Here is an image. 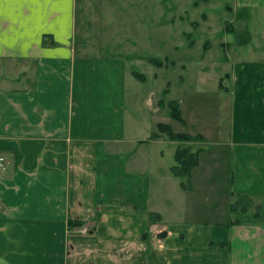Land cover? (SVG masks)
I'll list each match as a JSON object with an SVG mask.
<instances>
[{
	"label": "crops",
	"instance_id": "obj_1",
	"mask_svg": "<svg viewBox=\"0 0 264 264\" xmlns=\"http://www.w3.org/2000/svg\"><path fill=\"white\" fill-rule=\"evenodd\" d=\"M142 1L0 0V154L8 161L0 264H264V0H223L233 17L225 20L232 31H221L233 40L218 43L223 69L212 91L228 115L224 129L215 121L209 140L174 99L185 133L206 143L193 189L216 196L224 188V200L233 198L226 205L255 209H231L212 225L166 221L161 237L151 214L165 219L149 207L148 147L162 137L148 132L156 96L145 99L147 113L137 111L147 77L136 78L125 59L144 56L130 33L142 26ZM194 26L212 35L208 22Z\"/></svg>",
	"mask_w": 264,
	"mask_h": 264
},
{
	"label": "rangeland",
	"instance_id": "obj_2",
	"mask_svg": "<svg viewBox=\"0 0 264 264\" xmlns=\"http://www.w3.org/2000/svg\"><path fill=\"white\" fill-rule=\"evenodd\" d=\"M138 4L141 3L138 2ZM142 4L145 5L142 26L136 27L130 33L136 40L135 50L144 56L137 54L128 58L123 56L126 57L131 68L144 73L147 77L145 87L149 88L136 89L134 101L137 111L143 114L148 112L144 101L152 92V97L156 96L153 100L158 109L156 114L152 115L150 121L152 128L148 132L156 130L153 121L168 123L174 132H186L183 124L170 116L169 109L165 105L167 99L179 98L183 116L187 122L193 125V129H202L211 140L212 137L209 134L214 131V122L219 120L218 122L223 124L221 128L224 129L225 120L226 122L228 120L225 111H219L216 108L217 95L212 90L213 86L216 88V72L223 69V46L218 43L233 40L230 33L221 31L222 26L225 25L226 19L230 20L233 17V14L224 9L223 0H143ZM203 20L212 26L211 36L207 34L209 29H198L194 26L195 23L200 24ZM190 31L193 33H187L189 40L186 44L191 46L187 47L183 44L186 40L183 32ZM207 37L213 43L212 47ZM209 47L211 49L207 52ZM147 57L161 59L164 61L163 65L167 67L158 68L149 63ZM140 58L143 61H137ZM135 61L137 62L134 66ZM183 64L184 67H182ZM10 65L15 66L13 63ZM218 65L220 68L217 67ZM204 66L208 68L205 69ZM155 71L157 75L153 77ZM167 82H169L167 87L170 90L165 94V91L161 92V89ZM158 98H160V104L156 103ZM189 135L193 138L188 142L191 150L206 146L203 137L196 138V135ZM161 136L158 143L148 147L152 161V170L149 175L153 179L149 207L161 213L165 219L162 221L159 215L160 219L151 216L152 231L156 232V235L163 232L166 221L174 224L212 225L217 221L223 222V214L229 218L228 213L231 209L226 205V201L229 200L230 203L233 198L226 197L227 200H224L223 195L226 193L224 188L222 193L218 190V195L211 196L207 193L214 191L206 188L193 189L192 173L181 179L175 178L170 173L169 167L175 163L173 151L177 141L172 142L174 140L169 139L166 134ZM193 140L199 143L194 144ZM157 149L163 152L162 157L156 155ZM157 173L162 175L156 176ZM214 201L217 204H213ZM241 206L252 211L255 209L254 204L244 206L241 204L236 208ZM157 237L161 236L157 235Z\"/></svg>",
	"mask_w": 264,
	"mask_h": 264
},
{
	"label": "trees",
	"instance_id": "obj_3",
	"mask_svg": "<svg viewBox=\"0 0 264 264\" xmlns=\"http://www.w3.org/2000/svg\"><path fill=\"white\" fill-rule=\"evenodd\" d=\"M225 28L227 31H232L231 25L228 23L225 24ZM147 60L149 63L157 67L162 66L164 62L163 60L156 57H147ZM131 71L136 78L144 80L143 73L136 69H132ZM167 107L169 109V114L173 119L181 123L184 122L178 102L176 100H168ZM156 129L157 130L151 134L150 139L157 137L159 134H166L169 139L179 142L174 150L175 163L171 166L170 171L175 177L180 179L183 177H188L191 174L194 166H196L198 163V153L201 148L191 150V147L189 144H187V142L191 141L193 138L185 132H174L168 123L158 122L156 124ZM195 137L198 138L201 136L196 135ZM237 205V202L233 203L230 206V209L236 208ZM243 209L245 208L243 207ZM151 216L158 217V214L152 213ZM70 224H74V222H70Z\"/></svg>",
	"mask_w": 264,
	"mask_h": 264
},
{
	"label": "built area",
	"instance_id": "obj_4",
	"mask_svg": "<svg viewBox=\"0 0 264 264\" xmlns=\"http://www.w3.org/2000/svg\"><path fill=\"white\" fill-rule=\"evenodd\" d=\"M7 164H8V161L6 157L0 154V175L5 174V172L7 171ZM80 230L84 234H88L90 233L91 228H90V225L83 224L82 226H80Z\"/></svg>",
	"mask_w": 264,
	"mask_h": 264
}]
</instances>
